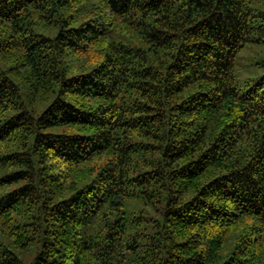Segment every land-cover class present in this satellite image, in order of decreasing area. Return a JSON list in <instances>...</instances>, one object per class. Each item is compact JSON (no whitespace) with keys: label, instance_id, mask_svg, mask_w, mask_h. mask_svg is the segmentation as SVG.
Listing matches in <instances>:
<instances>
[{"label":"trees","instance_id":"16d2710c","mask_svg":"<svg viewBox=\"0 0 264 264\" xmlns=\"http://www.w3.org/2000/svg\"><path fill=\"white\" fill-rule=\"evenodd\" d=\"M0 264H264V0H0Z\"/></svg>","mask_w":264,"mask_h":264},{"label":"rangeland","instance_id":"374dc122","mask_svg":"<svg viewBox=\"0 0 264 264\" xmlns=\"http://www.w3.org/2000/svg\"><path fill=\"white\" fill-rule=\"evenodd\" d=\"M252 56H253V55H250L249 52L245 53V54H244L245 62H248V61L251 59Z\"/></svg>","mask_w":264,"mask_h":264}]
</instances>
